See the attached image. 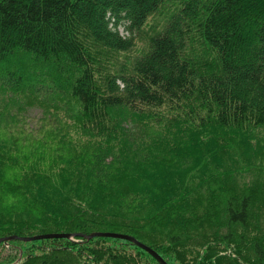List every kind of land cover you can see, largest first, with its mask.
<instances>
[{
	"label": "trees",
	"instance_id": "1",
	"mask_svg": "<svg viewBox=\"0 0 264 264\" xmlns=\"http://www.w3.org/2000/svg\"><path fill=\"white\" fill-rule=\"evenodd\" d=\"M95 231L264 264V0H0V237ZM1 245L159 264L112 237Z\"/></svg>",
	"mask_w": 264,
	"mask_h": 264
},
{
	"label": "water",
	"instance_id": "2",
	"mask_svg": "<svg viewBox=\"0 0 264 264\" xmlns=\"http://www.w3.org/2000/svg\"><path fill=\"white\" fill-rule=\"evenodd\" d=\"M73 237H82L87 240L94 238V237H112L116 239L127 240L135 244L139 248L143 249L147 253H149L156 261L159 262V264H167L165 260L151 247L145 245L144 243L140 242L139 240H137L131 235H127L124 233H118V232L95 231V232L88 233V234L59 232V233L37 234V235H32V236L9 235V236L0 237V244L3 242L10 241V240L35 241V240L52 239V238L72 239Z\"/></svg>",
	"mask_w": 264,
	"mask_h": 264
},
{
	"label": "rangeland",
	"instance_id": "3",
	"mask_svg": "<svg viewBox=\"0 0 264 264\" xmlns=\"http://www.w3.org/2000/svg\"><path fill=\"white\" fill-rule=\"evenodd\" d=\"M120 32L126 34V32H124L121 27H120ZM25 114H26V119L31 123V125H33V123L36 121V118L39 115V111L36 109H30L29 112ZM247 181H249L248 177H247ZM10 245L20 247V245L17 242L10 243ZM10 245L0 244V264H13L16 261V254L15 253L9 254V248L12 247Z\"/></svg>",
	"mask_w": 264,
	"mask_h": 264
}]
</instances>
